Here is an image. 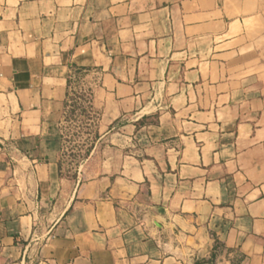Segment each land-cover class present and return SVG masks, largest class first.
I'll use <instances>...</instances> for the list:
<instances>
[{
	"label": "crops",
	"instance_id": "obj_1",
	"mask_svg": "<svg viewBox=\"0 0 264 264\" xmlns=\"http://www.w3.org/2000/svg\"><path fill=\"white\" fill-rule=\"evenodd\" d=\"M0 264H264V0H0Z\"/></svg>",
	"mask_w": 264,
	"mask_h": 264
},
{
	"label": "rangeland",
	"instance_id": "obj_2",
	"mask_svg": "<svg viewBox=\"0 0 264 264\" xmlns=\"http://www.w3.org/2000/svg\"><path fill=\"white\" fill-rule=\"evenodd\" d=\"M87 87L86 75L72 85L70 102L60 125L63 143L61 164L64 174L70 177L76 176L98 136L97 115L91 111L84 97Z\"/></svg>",
	"mask_w": 264,
	"mask_h": 264
},
{
	"label": "trees",
	"instance_id": "obj_3",
	"mask_svg": "<svg viewBox=\"0 0 264 264\" xmlns=\"http://www.w3.org/2000/svg\"><path fill=\"white\" fill-rule=\"evenodd\" d=\"M85 75H86V72H85V69H83V68H74V69H72V75L70 76V80H69L68 101L66 102L65 106H67L68 103L70 102L72 85L73 84L75 85L76 83H78L79 80ZM89 108L91 109V111H93L92 107H89ZM97 135H98V133H97ZM97 138H98V136H97ZM91 150L88 152V155L90 154Z\"/></svg>",
	"mask_w": 264,
	"mask_h": 264
}]
</instances>
